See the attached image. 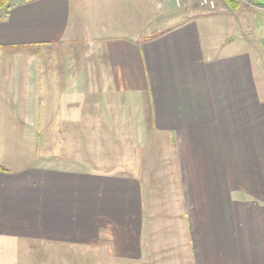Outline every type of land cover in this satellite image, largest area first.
I'll return each mask as SVG.
<instances>
[{"label":"crops","instance_id":"1","mask_svg":"<svg viewBox=\"0 0 264 264\" xmlns=\"http://www.w3.org/2000/svg\"><path fill=\"white\" fill-rule=\"evenodd\" d=\"M176 2L152 19L150 0H98L91 24L74 0L0 15V133H46L45 154L29 144L31 162L0 171V264H264V99L246 41L264 5ZM80 47L93 58H4Z\"/></svg>","mask_w":264,"mask_h":264},{"label":"rangeland","instance_id":"2","mask_svg":"<svg viewBox=\"0 0 264 264\" xmlns=\"http://www.w3.org/2000/svg\"><path fill=\"white\" fill-rule=\"evenodd\" d=\"M151 1V14L152 19L157 17L161 11L158 10L159 4L163 2V0H150ZM180 5L178 9H182L183 5L186 9L192 11L195 14L208 16L212 13L208 9H202L199 5L198 0H179ZM260 4L264 5V0H257ZM176 4V0H174ZM75 7L81 12V18L83 21L87 19L92 22L98 23V20L92 19L91 16L98 5V0H74ZM176 7V6H175ZM177 8V7H176ZM219 10V6L217 4V8L215 11ZM214 11V10H213ZM254 21V30L250 35H246L247 41V49L250 50L255 57L254 60V72L258 82V86L260 90H262V98L264 99V14L258 13L257 16L251 15ZM112 27L108 30L114 32L115 30H119L115 26V21H111ZM213 28H215L212 25ZM136 30V28H134ZM225 29H228L225 27ZM132 28H125V31L131 32ZM238 31V29H237ZM218 32L223 33V28H221ZM216 32V33H218ZM238 36V35H236ZM4 58L12 59V60H26V59H52V58H76V59H90V53L86 47H80L77 49V52H72L70 49H54V48H14L4 50ZM56 55V56H55ZM20 71L17 69V72ZM37 136V137H36ZM41 136V139H37ZM45 137V139H44ZM22 138L27 142H24L20 133L17 132H9V133H0V165L6 168H15L18 166L26 165L28 162H31V154H30V145H35L34 152H39L38 155L46 153V133H22ZM120 141L121 138L119 137ZM39 140V141H38ZM125 149H127L125 142ZM123 148H120L122 150ZM140 148L138 152H142ZM153 152V156L158 155V149L151 148ZM29 152H28V151ZM150 151V148L146 150ZM137 154V150H135V156ZM144 155V152H142ZM139 160H142L139 158ZM31 164L39 165V166H48L52 165L43 161L32 162Z\"/></svg>","mask_w":264,"mask_h":264},{"label":"trees","instance_id":"3","mask_svg":"<svg viewBox=\"0 0 264 264\" xmlns=\"http://www.w3.org/2000/svg\"><path fill=\"white\" fill-rule=\"evenodd\" d=\"M19 0H0V15L8 14L12 7L16 4ZM22 3H31L37 0H20ZM226 6L232 10L237 11L242 6V0H222ZM0 171L2 172H9L6 167L0 165Z\"/></svg>","mask_w":264,"mask_h":264},{"label":"built area","instance_id":"4","mask_svg":"<svg viewBox=\"0 0 264 264\" xmlns=\"http://www.w3.org/2000/svg\"><path fill=\"white\" fill-rule=\"evenodd\" d=\"M199 5L202 9H209V10L216 9L215 0H199Z\"/></svg>","mask_w":264,"mask_h":264}]
</instances>
